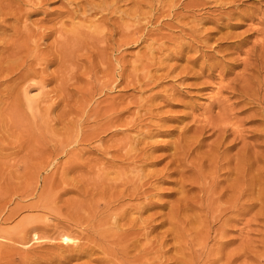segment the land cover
<instances>
[{
    "label": "rangeland",
    "instance_id": "rangeland-1",
    "mask_svg": "<svg viewBox=\"0 0 264 264\" xmlns=\"http://www.w3.org/2000/svg\"><path fill=\"white\" fill-rule=\"evenodd\" d=\"M8 1L10 0H0L1 15H3V12H8L6 11V9L5 11L2 10L3 12H1V7L3 5L6 6ZM88 1L21 0V7L24 10L21 18L16 19V17H14L13 15H9L5 19V21L7 20L6 22L3 21V19H0V43L1 39L3 41L10 42L12 40H18L19 37L18 39L14 38L16 32H19L23 36L27 35L26 26H28L30 27V29L35 31L38 29H48L53 31L54 35L52 34L50 37L45 39V44L42 45L41 48L44 49L45 46H48L55 42L59 31L57 29L65 27V25H67L65 27L66 29L70 28L69 26H71V21L67 15L70 14V12L81 9L82 7L88 8V6L86 5ZM95 1V6L100 5L102 2L103 3L101 4V7H99L100 10L96 7V10H94V12L89 10V12L86 13V16H91V19L95 20V15L97 13H100V11L105 7L106 10H108L107 8H112V6H115L116 9L114 8L115 11L114 9H110L113 10V12L109 10L111 13L107 11L108 17L110 18L108 22V33L113 34V37L110 39L107 45H104V47H106L109 51L106 50V52H104L101 57L98 55L101 60L99 59V57L97 58V54H95L94 66L96 70L94 74L91 73L92 69L90 68V65H88V62L86 60L88 55L86 50L83 49L84 47L75 48L74 51L76 55L75 53L71 55V57H69L63 65H60L59 63L50 64L47 68V71L49 74H55L56 72H58L57 74L59 76L60 71L63 73H61V75H65V77L68 75V78L66 77V79H64L66 81V86L63 87V91H61V93L64 92L62 94V105L60 104L53 111L50 118H55V116L59 117L63 115L65 111H68L67 119L72 121L71 123L67 121L66 124H62L59 122L51 123L50 129L52 131H49L51 133L53 132V135H50L53 137H59L61 134L68 133V137L71 138L72 141H75V139L77 140L80 138L79 130H81L82 127L83 131H85L86 133L88 132L87 134H94V131H96V133L94 134L91 142L88 141L84 144L74 143L69 147L68 151L76 150L78 154L75 159V163L73 161V163L70 164H74L73 167L75 168L73 170L63 174H61V170L55 173V167H62V165H64V163H67V160H69L68 155L61 154L58 159L55 160L57 162L53 160L55 164L53 167L48 169L49 171H44L39 175L35 174V176L38 177L36 178L35 176L32 177V175L34 174L30 173L29 175V170L27 171L24 168L26 162L29 161L30 165L31 162H34L33 165L38 166V164H40V160L35 158L30 160L33 155H30L31 157L27 156L25 151H22L20 148H18V146L22 145L23 140L16 138L17 142L15 143L14 136L16 134H13V136H11L9 133H7L6 130L3 129L1 123L5 118H0V206L2 207L3 205L8 204L7 210L3 214H0L2 215L0 217V242H5L3 236H9L10 234L15 235L22 230L19 223L20 220H23L25 217H39L42 218V221L44 220L43 222L45 224H47V229H40L41 231L36 230L30 235V239L38 237L39 241L37 239L36 241L33 240L31 244H33V248L35 247L38 249V251H40L42 256L38 252L39 256H46V258L44 257L45 259H43L44 261H41L38 264H50V261H47V256H52L53 254V256L58 255L59 258L62 257V260L67 257L66 263L62 262V264H101L99 262H96V257L98 255L95 252L84 254L80 251H82L83 249H89V246L94 247L96 244L95 241H107L110 237L108 235L106 237L107 239L103 240V237L105 236L102 235L101 238V234H98L95 229H93L94 227H92L93 224L91 223H89L90 226L89 224H86L87 227L85 226V223L83 224V227L79 224H76L79 223V218H81L80 216L83 215L81 214L83 212H79L78 209L75 208V206L76 203H84L87 201V199L88 201L86 203L87 205H89L94 198V201L97 200V198H100L102 184L106 183L107 186V184L109 183L108 179L114 180V178H118V174H121L120 172H123L122 174H124L125 177H135V174H132L134 168L131 167H133V165H130L129 167L130 162L124 160L123 158H120L119 155H121V153L117 150L118 146L124 141V143H129L130 141H132V139L137 140L140 134L148 136H145L146 138H142V145H139L143 147V153H146H142L139 157L140 159L138 158L136 161V163L138 164L137 166H139L140 168L138 170H141V174L145 172L144 174L147 173L154 175V181H152L154 182V186L156 185L155 189H153L151 193L153 195L152 206L148 210L143 212L142 219H149L151 223H154L152 224L154 226L159 225V227L156 228L155 232L150 236L151 239L157 238L161 233H163V230L165 231V229L168 230L171 228V225L169 224L170 218H166L168 215L167 213H170L171 206L176 203L182 192V189L181 192H179L181 181H179L180 179L178 180V178L180 175L177 172H174L176 170L171 163L175 146L182 142L185 139V136L186 138L188 136H192L195 133L194 129L198 130L208 125L209 123H215L219 126L223 125L222 127L227 128L228 133L226 135L229 136H226L225 138L227 139L228 137L227 140L229 142H227V140L225 142L227 144H235V147H233V145V148L230 149L229 154L233 156L237 154V165L239 164L237 166V184L240 183L239 185H237V198H240L239 203L241 205L238 203L237 213L234 214L235 219L229 222V225H227L228 227H226L225 237L220 238V241L223 240L224 246H222V248L223 251H225H220L221 254L218 253L220 254L218 255L219 257L215 256V254L217 255V253L214 252L210 256L211 258H209V261L211 262L208 263L264 264V69L261 70V73L256 70V65H259V62L261 65V62L264 61V0H108V4L104 3L107 2L106 0H100L101 2L99 0ZM95 1L93 0V2ZM81 3L84 4V6ZM133 4L135 5L133 6ZM68 9L70 10L68 11ZM135 9H141L142 12H145L147 14V18L150 15L149 19H146L144 20V22H142V34L137 33L134 35L135 37L133 36L134 38L131 34L129 38H126L127 40L125 39L121 42V31L120 29H114V26H116L117 28H121L127 25L129 26V28L126 26L127 31L129 30V34L133 33L130 30L134 31L132 27V22L134 23V21L128 15L136 11ZM111 18L114 20L112 21ZM81 20L82 19L79 20L77 18L74 22L81 23L83 21ZM8 36L11 37L9 38ZM125 41L128 42L126 43ZM8 51V53H4L5 56L4 54L3 56L2 54H0V75H3L0 76V115L2 116L6 113L4 110L7 107L6 105L12 101V98L9 97L8 91L10 92L12 90L11 88L16 86V82H14L13 80H7L11 76L5 78L7 72H9V66L16 67L17 65V57L12 53V51ZM10 53H12L14 57ZM7 56H9L10 59H14L15 62H10V59ZM5 59H7L8 61H6ZM101 61H103V64ZM5 68L7 69L5 70ZM67 68H70V70L68 69V71L66 72ZM3 70L4 72H6V74H4ZM106 74L108 76H106ZM109 80H111L110 82L114 81L115 83H108V85L106 86V83L109 82ZM52 82V84L50 83L48 85L45 91L48 93L56 91V93H58L60 91L58 88L59 78L53 79ZM145 85L146 87H144ZM38 89L39 88L33 90V97L43 96L42 91L40 92V90ZM61 93L59 92L58 94ZM91 99L92 102H87ZM83 103L85 106L83 105ZM88 103L89 105H87ZM82 105L85 108L84 110L87 109L85 112H89L92 109L94 110L97 108H101V111L104 110V112H106L109 111V108L112 109L110 106L115 109L113 112L108 113V115L113 114V116H119V118L115 122V127L104 133V135H101L104 141H100V138L98 137L96 138L97 132L99 131L98 129L104 122V119L100 118L99 120H88V113H85L82 116ZM3 106L4 109L2 110ZM78 110H80L81 112ZM4 117H6V115ZM80 121L82 122V124ZM139 124L143 127H141ZM153 126L155 128H153ZM142 128H144V130ZM56 133L57 135H55ZM58 133L60 135H58ZM50 135L48 134L47 138H51ZM204 135L205 136L202 142L204 147L202 148V153L206 152L207 145H210V143L215 140V136L210 130L206 131ZM9 136H11V138H9ZM63 137L67 138V136ZM235 140L236 143H234ZM230 141H233V143ZM143 142H145L146 144H144ZM152 157H154V159ZM141 159L146 162L142 163ZM111 161H113L114 163ZM35 162L37 165L35 164ZM140 162L142 163V165ZM91 166L94 168L92 169ZM135 166L136 165H134V167ZM101 167L103 169L106 168V170L104 171H106L108 175L111 174L109 176L113 175L112 178L108 175H103V179L101 182L97 180V171L99 168L102 169ZM146 167L148 170L146 169ZM167 168L169 170H173L168 171ZM14 170L16 172H14ZM123 170L126 172H124ZM127 172L131 173L127 174ZM115 174L117 175L116 177ZM62 175L65 177L63 178ZM240 178H242V181ZM37 179L39 184L37 183ZM63 179L65 182H62ZM33 181L36 182L33 183ZM59 181L61 183H59ZM81 181L85 182L82 183ZM246 181L249 182L247 183ZM30 182L31 186L34 188H26L25 184H28ZM46 182H48L47 185L45 184ZM15 184H17V187L15 186ZM95 184L98 187L101 184L99 189L95 186ZM247 184H249L250 189L247 187ZM45 185L49 189V191L46 187H44ZM94 186L95 188L93 189ZM42 187L46 188L47 190ZM35 188V193H32L34 192ZM31 189H33V191ZM42 189H44L43 192L48 191L46 192L47 194L43 193V197H47L49 201L52 197L51 200L54 202L56 200L55 203L56 205H59L57 206L58 208H61V210L58 211L56 209L57 206L56 208H53L54 210L56 209L55 211H57L55 212V214L54 211L52 212V214L49 211L29 210V206H35L37 202H40V199L42 197ZM81 189L84 190V194ZM258 189L262 191V195H260V197L259 195H257V191H259ZM186 190L189 191V187H187ZM196 190V194H198V189ZM52 191H56V195ZM86 191H88V193L90 194H88ZM191 191L192 194H190ZM238 191L240 192V194ZM195 192V189H191L188 195L194 196L196 195ZM48 193H50V195ZM92 193L96 195L92 196ZM106 193L107 194L105 195V197H108L109 191L107 190ZM251 197H253V199ZM241 198L243 199V201H241ZM259 198H261L262 200ZM81 200L84 202H82ZM134 201L137 203L138 200L127 199L125 200V203L133 205L132 202ZM73 203L74 205H72ZM136 203H134V205H136ZM15 206H17V208ZM67 207L69 209L71 207L70 210H72V214H69L71 212H68L69 209H67ZM14 208L18 210V215H16L14 219L10 221V223H3L2 219L9 215V209ZM60 211L64 214L60 213ZM73 211L74 213L79 212L78 215H75ZM191 214L193 213L191 212ZM198 215H200V212L198 213ZM204 215L205 214L203 213V216L200 219L201 221L202 218L204 219L202 225H200L199 220L197 221L199 222V227L195 226L198 224L196 221L194 222H196L197 224L194 225V223H192V227H190L189 224L192 220L189 223L187 222L186 224L189 227V231L186 229L188 228L187 226H183L184 228L186 227L184 231H188L184 234L185 239L178 237V240H169V242H172H170V244L168 242L169 247L163 250V255L156 254V258L158 259L157 260L154 257L155 253L150 254L153 257L149 256V258L156 261L152 260V263L150 261L148 262H150L151 264H155L154 262H156V264H161L159 257H162V259H160L161 261L163 260L164 264H173L174 262V264H177V261H180L179 264H181L185 260L190 261V259L192 261H190L191 264L205 263L207 261V258L205 257L207 255L208 249H206V251L204 252L200 247H196V242L198 241V239L196 238L198 237L195 235L202 229L205 230V228H207L206 230H208L210 228V231H208V244L209 247H211L215 244L216 223H212L211 218H209L210 220L208 219V221H206ZM65 216H71V218H66ZM133 217L135 218L136 215H134ZM148 217H150L151 219ZM75 218L79 220L77 221L75 220ZM166 222L170 225L169 228ZM206 222L211 223L210 227L206 224ZM165 226L167 227L165 228ZM90 227L91 229H89ZM193 227L197 229H193ZM82 230L85 232H83ZM2 231L5 232L3 233ZM94 233L97 235H95ZM92 235L93 238L90 237ZM46 236H49V241L47 240ZM78 236L80 237L78 238ZM84 236H86L87 238ZM42 237H44L43 239L46 238L44 240L45 242L43 241V243H41L43 240ZM95 237H98L100 240L98 238L95 240ZM191 237L193 238V240L195 239L194 243L196 245H194ZM211 238H213L214 240ZM50 239L52 242L50 241ZM62 240H66L71 243H69L70 245L64 244V242L66 241ZM177 241L180 244L176 243ZM72 243L73 245H75L72 246ZM142 243H144V240L142 241ZM80 244L82 247H80ZM84 244L85 246H83ZM184 244L187 246H185ZM54 245L62 246L61 248L63 250L61 248H56V251H54L55 248L53 250L52 247ZM29 246H27V248L21 246L19 247L22 248V250L26 251L30 250L28 248ZM39 246H45L46 248L44 247L45 249L40 250ZM174 246L175 248H173ZM49 248L53 251H49ZM166 252L167 255H164L166 254ZM191 252L197 254L194 255V253ZM190 254L193 258L195 257L194 262L193 258L186 259V257H190ZM171 255L173 257H171ZM232 255L235 256L232 258ZM7 256L9 255H1L0 259ZM58 256L53 264H60L58 262ZM179 256L184 257L180 259ZM197 256L199 262L198 260L196 261ZM174 257L176 258L173 259L174 261L168 259ZM187 261H185L186 264H189L190 262L187 263ZM119 262H121L122 264L121 258L117 263L119 264ZM148 262L146 264H148Z\"/></svg>",
    "mask_w": 264,
    "mask_h": 264
},
{
    "label": "bare ground",
    "instance_id": "bare-ground-1",
    "mask_svg": "<svg viewBox=\"0 0 264 264\" xmlns=\"http://www.w3.org/2000/svg\"><path fill=\"white\" fill-rule=\"evenodd\" d=\"M99 1H97V2H99ZM106 1L107 2H104V3H107L108 4L109 1L108 0H106ZM94 3H96V1L95 2H93V0L92 1H88L87 4H86L88 6V8L82 7L79 10L70 12V14H68L69 13L68 12L67 13L68 14L67 16L69 17V19L71 21V26H69L71 29L70 28L66 29L65 27L67 25H65V27H61L59 29L56 28L59 31H58V35L56 37L55 42H53V44H50L48 46H45L44 49H41V48H42V45L45 44L44 43L45 42V39L48 38V37H50L53 34V31L48 30V29H45V28H44L45 30L38 29V30L35 31V30L30 29V27L26 26V30H27L26 33H27V35L23 36L19 32H16L15 33L16 35L14 36V38L15 39H18V37H19L18 40H12L10 42V41H3L1 39V43H0L1 44L0 45V54H2V56H3L4 53H6L8 50H10V52L12 51V53L17 57V62H16L17 65H16V67L9 66L10 68H8L9 72H7V74L3 70L4 74H6V76L4 75L5 78L11 76L7 80H9V81L10 80L11 81L13 80L14 82H16V86L13 87V88H11L12 90L10 92L8 91L9 97L12 98V101L6 105L7 107L5 109H4V106L5 105L2 108V110L4 109L5 112H6L5 113L6 117H4L5 115H3V116L0 115V116H2L0 118H5L4 121L2 120L3 122H1V123H2L3 129H5L6 132L9 133L11 136H13V134H16L14 136L15 137V143L17 142L16 141V138H19V139H22L23 140L22 141L23 142L22 145L19 144L21 146H18V148H20L22 151H25V153H26L27 156L33 155V157L30 160H32L33 158L40 160V164H38V166H34L33 165L34 162L33 163L31 162V165H30L29 161L26 162V165H25V168L24 169L27 170V171L29 170V173H28L29 175H30V173L31 174H34V175H32V177L35 176V174L39 175V174H42V172H44V171H49L48 169L54 166L55 162H57L55 160H57L58 157L61 154L68 155L69 156V160H67L68 162L66 161L67 163H64V165H62V167H55V169H56L55 170V173L57 171L59 172V170H61V172H62L61 174L73 170L75 168V167H73L74 164L73 165H70V164H72L73 161L75 163V161H76L75 159L78 156V154H77V151L76 150L68 151L69 147L71 145H73L74 143H83L84 144V143H86L88 141L91 142L94 134L96 133V131H94L95 132L94 134L93 133L92 134H87L88 132L86 133L85 131H83V127H82L81 130H79L80 131L79 132L80 133V138L77 139V140L75 139V141H72L71 138L68 137V133L61 134V135L58 133V135H60L59 137H53V136H51V135H53V132L51 133L49 131V130H51L50 129L51 123H57V122H59V123H62V124H66L67 121L69 123H71L72 121L67 119V117H68V111H65L64 114L61 115V116H59V117L58 116H55V118H50V116L52 115L53 111L62 102V99H63V95L62 94L64 92L61 93V91H63L62 88L66 86V81L64 79H66V77L68 75L65 77V75H61L62 72L60 71V76H59L57 74L58 72H56L55 73L56 75H55V74H49L48 71H47V68H48V66L50 64H52V63H59L60 65H63L68 60V58L71 57V55H73L75 53V51H74L75 48H77V47H80V48L81 47H84L83 49L86 50L87 55H88V57H87L86 60L88 62V65H90V68L92 69L91 70V73L94 74V72L96 70L95 69V66H94V57H95V54H97L96 55L97 58L99 56L101 57L102 54L104 52H106V50H108L106 47H104V45H107V43H109L110 39L113 37V34H109L108 33L109 32L108 31V27H109L108 26V22H109L110 18L108 17L107 11H109L110 9H114V8L116 9L115 6L114 7L112 6V8H110V9L107 8L108 10H106V7L105 8L102 7L105 10L103 9V10L100 11V13H97L95 15L96 18L94 20V19H91L90 18L91 16L90 17H88L89 15L86 16L87 15L86 13L89 12V10H91V11L94 12V10H96V7L99 9V7H101V4L103 2L101 4L99 3L100 5H97V6H95L96 4H94ZM112 4H114V3H112ZM136 4H138V3H136ZM21 5H22L21 0H14V1L13 0H10V1H8V3L6 4V6L3 5L4 7L3 6L1 7L2 8L1 9V12L5 11V9L8 12L7 13L3 12V15L0 14L1 15L0 16V19H3V21H5V19L9 15H13L14 17H16V19L21 18L22 15H23V12H24V10L21 7ZM82 5L84 6V4H82ZM134 5L135 4H133V6ZM89 7H90V9H89ZM115 9H114V11H115ZM69 10L70 9H68V11ZM143 10H144V8H143ZM110 11L113 12V10H110ZM117 11H118V9H117ZM97 12H98V10H97ZM150 14H151V10H150ZM128 16L135 23V25H134V23L131 21L132 22V27H133V30L134 31H132V30H130V31L133 32V33H130L129 34V30L127 31V27L129 28V26H127V25H126L127 27L125 26V27H121V28L120 27L117 28L116 26H114V29H117V30L120 29V31H121V42L123 40H125L126 38H129V36H131V34H132V37H133L135 34H137V33L140 34L141 31L143 32L142 22H144V20H146V19H149V16L150 15L147 18V14L145 12H142L141 9H140V10L134 11L132 14H129ZM151 17H152V15H151ZM77 18L79 20L82 19L83 21L81 20L82 21L81 23L80 22L79 23L78 22L77 23L74 22ZM111 20L113 21L114 19L111 18ZM5 22H2V23H5ZM118 24H119V22H118ZM13 31H14V29H13ZM114 31H116V30H114ZM55 32H56V30H55ZM21 37H25V38H21ZM132 37H130V38H132ZM129 42H130V39H129ZM12 53H10V54L12 55ZM14 55H12V56L14 57ZM75 55H76V53H75ZM4 56H5V54H4ZM9 56H7V57H9ZM12 56H10V57H12ZM82 56H84V55H82ZM10 57H9V59H10ZM100 57H99V59H100ZM1 59H3V58H1ZM99 59H97V60H99ZM5 60L8 61L7 59H5ZM11 60H14V59H10V62H15V60L14 61H11ZM102 60H103V58H102ZM69 61H71V60H69ZM101 62L103 64V61H101ZM142 63H143V61H142ZM142 63H141V65H142ZM256 66H257L256 67L257 68L256 70L259 73H261L262 72L261 70L264 69V61L261 62V65H260V62H259V65L257 64ZM68 67H71V66H68ZM6 69L7 68H5V70ZM68 69L70 70V68H67L66 72L68 71ZM0 71H1V68H0ZM70 72H69V74H70ZM96 74H98V73H96ZM0 76H3V75H0ZM106 76H108V75L106 74ZM56 78H59L58 88H59V90H60L59 92L61 94H58L59 92L56 93V91H53V92H50V93L46 92L45 90L48 87V85L52 82L53 79H56ZM69 78H70V76H69ZM110 81L111 80H109V82L106 83V86L108 85V83L114 82V81H112V82H110ZM56 82H57V80H56ZM19 85H21V86H19ZM144 87H146V85ZM36 88H39L38 90H40V92L42 91V95H43L42 97H33L32 96L33 90L36 89ZM43 92H44V94H43ZM82 96H84V95H82ZM3 99H6V98H3ZM89 101L92 102V99L91 100H88L87 102H89ZM84 103H83V105H84ZM89 103L87 105H89ZM83 105H82V107H83V109H82V113H83L82 116L85 113H88L89 114L88 120L89 119L99 120L100 118H103L104 119L103 120L104 122L100 125V127L98 129L99 131L97 132V135H96V138L98 137V138H100V141H102V140L104 141V139L101 137V135H104V133H106L107 131L111 130L113 127H115L114 126L115 125V122L119 118V116H113V114L112 115L111 114L108 115V113L113 112L115 109H113V107L110 106L112 109L109 108V111H106V112H104V110L101 111L100 110L101 108L100 109L97 108V109H94V110L92 109L89 112H85L87 109L84 110L85 109L84 108L85 105L84 106ZM144 109H146V108H144ZM78 111H80V110H78ZM80 112H78V113H80ZM145 115H146V113H145ZM81 124H82V122H81ZM156 124H159V123H156ZM156 124H154V125H156ZM98 125H99V122H98ZM222 126H219L218 124H215V123H209L208 125H206V126H204L202 128L199 127L200 129H198V130H195L194 129L195 133L192 136H190V137L188 136L187 138L185 136V139L182 142H180L176 146L174 145L175 148H174V152L172 154L171 163L173 164V166H174V168L176 170L174 172H177L180 175L179 178H178V180L180 179L179 181H181L180 182L181 187L179 188L180 189L179 192H181V189H182V192H181V196L177 199L176 203L173 206H171L170 213H167L168 215H167L166 218H168V219L170 218L169 219V224L171 225V228L168 229V230L165 229L166 232L163 230V233H161L160 236H158L155 239H153V238L151 239L150 236H151V234H153L155 232L156 228H158L159 225L154 226V225H152L154 223L153 222L151 223V221H149V219H146V220L145 219H142L143 212H145L146 210H148L152 206V201H153L152 200L153 199L152 196L153 195L151 193H152L153 189H155V186H156V185L154 186V184H153L154 183L153 182L154 181L153 180L154 179V175L147 174V173L144 174L145 172L141 174L140 173L141 170H138L140 168H139V166H137L138 164L136 163L137 159L140 157V155L144 151V150H142L143 147L139 146V145H142L141 140H142V138H144L145 136H148V135L140 134L139 135V138L137 140L131 138L132 141H130L129 143H124L125 142L124 141L122 144H120L118 146V150H117V151H119L121 153V155H119V156H120V158H123L124 160L130 162L129 163V167H130V165H133V167H131V168H134L133 169L134 171L132 172L130 169L129 170L132 172V174H135V177H128V176L125 177L124 174H122L123 172L118 171L121 174H118V178H116V179L114 178V180L108 179L109 180V183L107 184V186H106V183H103V184L101 183L102 184V187H101L102 189L100 188L101 189L100 198H97V200L94 201L95 198L93 197L94 199L93 200L91 199L92 201L90 202L89 205H87V203H86L88 201V199H87L86 202H84V201L81 200L82 202H84L86 204L80 203L79 201H77L79 203H76L75 208H77L79 212H83V213H81L83 215L79 214V215H81L80 216L81 218L78 217L80 219V221H79V223H76V224H79L80 226L83 227V224L84 223H85V226H86V224L91 223V224H93V226H92V227H94L93 229H95V231L98 234H101V238H102V235L105 236V237H103V240L104 239H107L106 237L108 235L110 237V238H108L107 241H99L100 239L97 237L99 239L98 240L99 242L95 241L97 239L95 237L94 238L95 240H93V241L96 242L95 246L94 245H93L94 247L89 246V249H83L80 252L81 253H84V254H89V252H95L98 255L96 257V262H99L101 264H118L117 262H118V260L120 258H121L122 264H146L148 261H150L152 263V260H154V259L149 258V256L153 257L150 254L155 253L154 257L156 258V254L157 255H161L162 253H164L163 250H165V248H168L169 247V245H168L169 240H172V239L173 240H178V237H181V238L185 239L184 238V234L189 231L188 230L189 227L186 224L187 222L189 223L191 220L193 221V222L191 221L189 223L190 224V227H192L191 226L192 223H194V225L198 223L197 225H195L197 227H199L198 226L199 225V222H200V225H202L204 219L202 218V221L200 219L203 216V213L205 214L204 215V218H205L206 221H208V219L211 218L212 219V223H216V229H215V235H216L215 238L216 239H215V244L212 245L211 247H209V244H208V239H209V237H208V231H210V228L208 230H206L207 228H205L206 231L202 229L201 231L197 232L196 235L194 234L195 236L198 237V238L195 237L196 239H198V241L196 242L197 245L194 243L195 242V239L193 240V238H192L193 235L191 237L192 240H193V243H194V245H196V247L197 246L200 247L201 250H203L204 252L206 251V249H208L207 250L208 251L207 252V255L205 257V258H207V261L205 260L206 262L203 263V264H207L208 262H211V261H209L210 260L209 258H211L210 256L214 252L217 253V255L215 254V256H218V255L221 254V252H224L225 250L223 251V248H222V246H224V243H223V240L220 241V238L225 237L226 227H228L227 225H229V222H231V221H233L235 219L234 214L237 213V209H238L237 208V205H238V203L240 201V198H237V189H238L237 185H239L240 183L237 184V179H238L237 178L238 177L237 176V173H238L237 172V166L239 165V164L237 165V154L234 155V156L229 154L230 149L233 148V147H235V144H233L234 145L233 146L232 144H230V143L227 144L225 142L228 139V137H227V139L225 137L226 136H229V135H226L228 133L227 128L222 127ZM141 127H143V126H141ZM153 128H155V127L153 126ZM142 129L144 130V128H142ZM196 129H197V127H196ZM207 129L210 130V131H212V134L215 136V140L212 141V143H210V145H207L206 152H203L202 153V148L204 147L203 144H202V142H203V139H204V136H205L204 134L206 133V131H208ZM137 133H139V132H137ZM48 134L49 135L51 134L50 135L51 138H47V135ZM55 135H57V133ZM11 136H9V138H11ZM63 136H67V138H65ZM151 137H152V135H151ZM151 137H150V139H151ZM12 139H14V138H12ZM236 140H235L234 143H236ZM145 142H143V143L146 144ZM227 142H229V141L227 140ZM230 142L233 143V141H230ZM144 144H143V146H144ZM109 147H110V145H109ZM138 147H141V148H138ZM111 149H112V147H111ZM15 150H16V148H15ZM106 153H108V152H106ZM144 153H146V152H144ZM243 153H241V154H243ZM152 158L154 159V157H152ZM240 158H242V157H240ZM246 158H247V156H246ZM249 158H251V157H249ZM111 162H113V161H111ZM141 162L142 163H145L146 161H143V159H141ZM142 163H141V165H142ZM35 164H36V162H35ZM59 164H61V163H59ZM253 164H255V163H253ZM134 165H136V166L134 167ZM110 166H111V164H110ZM116 166H118V165H116ZM259 167H260V165H259ZM93 168L94 167H92V169ZM146 169H147V167H146ZM91 170H90V172H91ZM104 170H106V168L105 169H103V168L100 169L99 168L98 171H97L98 172L97 180H99L100 182L103 179V175L104 176L105 175H108V173L106 171H104ZM136 170H138V171H136ZM171 170H173V169H171ZM171 170L168 169V171H171ZM103 171L106 172V173H104ZM14 172H16V171L14 170ZM124 172H126V171H124ZM131 172H127V174L128 173H131ZM142 172H143V170H142ZM154 172H155V170H154ZM23 175H25V174H23ZM109 175H111V174H109ZM112 176H109V177L112 178ZM116 176L117 175L115 174V177ZM62 177L64 178L65 176L62 175ZM62 177H61V180H62ZM159 177H160V175H159ZM36 178H38V177H36ZM240 179L242 181V178H240ZM46 180H47V178H46ZM48 180H50V179H48ZM105 180H107V179H105ZM243 181H244V179H243ZM35 182L36 181H33V183H35ZM43 182H45V181H43ZM54 182H56V181H54ZM62 182H65L64 179H63ZM83 182H85V181H83ZM105 182H107V181H105ZM37 183H38V179H37ZM59 183H61V182L59 181ZM86 183H88V182H86ZM10 184H11V182H10ZM45 184L47 185L48 182H46ZM101 184H100V186H101ZM16 185L17 184H15V186ZM25 185H26V188H34V187L31 186V182L28 183V184H25ZM46 185L44 187H46ZM95 186L98 187L96 184H95ZM95 186L93 187V189L95 188ZM109 186H110V188H109ZM44 187H42V188H44ZM99 187H98V189H99ZM187 187H189V191L186 190ZM247 187L249 188V184H247ZM21 188H23V187H21ZM46 188H44V189H46ZM49 188H50V186H49ZM44 189H42V192H41L42 193V197L40 199V202H37V204L35 206L34 205L29 206V210H43V211H49L51 213L54 211V214H55V212H57L55 210L57 209L59 211V210H61V208H58V206H59L58 204H57L58 206L56 205V203H55L56 200H55V202L51 200L52 199V197H51L52 194L50 196L51 197L50 201L48 200L47 197H43V195H44L43 193H46V192L49 191V189L47 188L48 191H46V192L44 191L43 192ZM54 189H56V188H54ZM82 189H85V188H82ZM109 189H111V190H109ZM118 189H120V190H118ZM191 189L192 190L195 189V191H196L195 194L197 193V190L196 189H198V194H196L194 196H191V195L189 196L188 194L190 193V190ZM240 189H242V188H240ZM31 190L33 191V189H31ZM79 190H80V188H79ZM86 190H88V189H86ZM107 190L109 191V196L108 197H105V195L107 194L106 193ZM258 190L259 191H257V195H259V197H260V195H262V191L260 189H258ZM263 190H264V188H263ZM35 191H36V188H35L34 192H32V193H35ZM83 191L84 190H82V192ZM155 191H154V193H155ZM239 191H241V190H239ZM55 192H53V193H55ZM86 192L88 193V191H86ZM98 192H99V190H98ZM50 193H48V194L50 195ZM93 193H95V192H93ZM83 194H84V192H83ZM88 194H90V193H88ZM190 194H192V191H191ZM239 194H240V192H239ZM31 195H33V194H31ZM55 195H56V193H55ZM95 195L96 194H93L92 196H95ZM87 196H89V195H87ZM92 196H91V198H92ZM253 197H251V198L253 199ZM127 199H129V200H133V199L138 200L137 201L138 204L135 201L132 202L133 205L132 204H129V203H125V200H127ZM259 199H261V198H259ZM261 200H260V202H261ZM241 201H243V199ZM248 201H250V200H248ZM253 201H255V200H253ZM101 202H102V204H101ZM134 203H136V205H134ZM72 205H74V203ZM56 206H57V208H56ZM15 207L17 208V206H15ZM71 207H73V206H71ZM71 207H70V209H71ZM243 207H241V208H243ZM7 208H8V204L3 205L2 207L0 206V214H3L7 210ZM16 208L9 209L10 210L9 215L2 219L3 220V223H10V221L12 219H14V217L16 215H18L17 214L18 210H16ZM53 208H56V209L54 210ZM67 209H69V208L67 207ZM70 209L68 210V212L69 211L70 212L72 211ZM263 210H264V208H263ZM155 211H157V210H155ZM158 211H160V210H158ZM191 212L193 214H191ZM199 212H200V215H198ZM60 213H63V212L60 211ZM73 213H74V211H73ZM78 213H74V214L75 215L76 214L78 215ZM69 214H72V212L69 213ZM134 215H136L135 218L133 217ZM1 216L2 215H0V217ZM164 216H166V215H164ZM69 217L71 218V216H69ZM69 217H66V218H69ZM148 218H150V217H148ZM47 220H49V219H47ZM75 220H77V219L75 218ZM198 220H199V222H197ZM43 221H42V218H39V217H25L23 220H20L19 221V223L21 225V228H22V230L19 233L15 234V235H11L10 234L9 236H3V239L5 240V242H3V243L0 242V256L1 255H9V256L1 258L0 259V264H38L41 261H44L43 259H45L46 256L40 257L39 256L40 251H38V249L35 248V247L33 248V244H31V242L33 240L34 241H36V239L38 240V237L37 238H34V239H30V237H31L30 235L34 231L40 230V229L41 230L42 229H47V224H45ZM194 221H196L197 223L194 222ZM66 222H67V220H66ZM235 222H232V223H235ZM169 224L167 225L168 228L170 227ZM206 224L209 227L211 225V223H209V222H206ZM69 225H71V224H69ZM184 225L188 227V228L185 227L188 231H184L185 230V228L183 227ZM207 225H206V227H207ZM89 226H90V224H89ZM160 226H162V225H160ZM167 226H165V228ZM82 227H81V229H82ZM89 229H91V227ZM193 229H197V228H194L193 227ZM83 232H85V231H83ZM81 235H82V233H81ZM86 235H87V233H86ZM95 235H97V234H95ZM48 237H47V240H48ZM79 237L80 236H78V238ZM84 237H86V236H84ZM90 237L93 238V235L90 236ZM32 238H33V236H32ZM43 238L44 237H42V239ZM45 239H43L41 243H43V241ZM211 239H213V238H211ZM90 240H92V239H90ZM143 240H144V243L145 244L142 243ZM50 241H51V239H50ZM62 241H66V240H62ZM51 242H49V243H51ZM170 242H172V241H170ZM170 242H169V244H170ZM69 243H71V242H68V241L64 242V244H69ZM73 243H72V246L75 245V244L73 245ZM76 243H78V242H76ZM173 243H175V242H173ZM176 243H179V242L177 241ZM39 245H40V243H39ZM56 245L52 246L53 247V250L55 248L54 251H56V248H61L62 247V246H60L61 244L58 245V246H56ZM89 245H91V244H89ZM19 246L24 247V248H27V246H29L28 248L30 250L24 251ZM49 246H51V245H49ZM83 246H85V244ZM185 246H187V245H185ZM44 247L43 246H39V249L40 250H43V249L46 248V247L45 248ZM63 247H64V245H63ZM80 247H82L81 244H80ZM214 247H216V248H214ZM173 248H175V246ZM179 248H181V247H179ZM183 248H182V250H183ZM192 248H193V246H192ZM47 249H46V251H47ZM189 249H191V248H189ZM53 250L52 249L50 250V248H49V251H53ZM167 252L164 255H167ZM194 252H191V253H194ZM218 253H220V254H218ZM131 254H133V255H131ZM195 254H197V253H194V255ZM40 255H41V253H40ZM53 255L52 256L51 255L50 256H47V261H50V264H53L55 262V259L58 256V255L57 256H53ZM172 255H171V257H173ZM130 256H132V257H130ZM234 256L232 255V258ZM183 257L181 256L180 259L183 258ZM58 258H59V256H58ZM61 258L58 259V262L60 264H62V262H65L66 263V261H67L66 258L67 257L64 258V260H62ZM160 258L162 259V257H159V260H160L161 264H164L163 260L161 261ZM187 258H193V257L190 254V257L188 256V257H186V259ZM168 259L173 260V259H176V258L174 257V258H168ZM194 259H195V257L193 258V262H194ZM202 259H204V258H202ZM197 260H198V256L196 258V261ZM154 261H156V260H154ZM185 261H187V260H185ZM185 261H183L181 264H183ZM190 261H191V259H190ZM190 261H187V263L190 262ZM150 262H148V264ZM177 262H178L177 264H179L180 261H177ZM191 262L189 264H191ZM198 262H199V260H198ZM90 263H94V262H90ZM154 263L156 264V262H154ZM119 264H121V262H119ZM184 264H186V262Z\"/></svg>",
    "mask_w": 264,
    "mask_h": 264
}]
</instances>
